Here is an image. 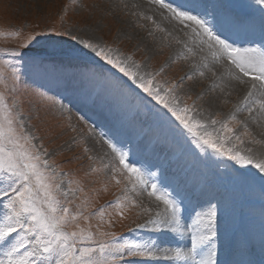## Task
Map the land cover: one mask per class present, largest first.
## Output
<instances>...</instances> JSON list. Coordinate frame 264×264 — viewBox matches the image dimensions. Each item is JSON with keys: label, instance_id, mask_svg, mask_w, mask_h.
<instances>
[{"label": "snow or ice", "instance_id": "snow-or-ice-1", "mask_svg": "<svg viewBox=\"0 0 264 264\" xmlns=\"http://www.w3.org/2000/svg\"><path fill=\"white\" fill-rule=\"evenodd\" d=\"M146 4L119 0L111 7L127 10L135 18L132 26L147 29L148 37L156 39V32L161 33L162 46H172L170 37L180 46L167 62H183L186 71L178 80L160 81L163 67L149 71L132 55L71 28L31 32L10 53L19 63L0 62L11 69L6 75L0 67V264H251L244 259L249 239L230 244L240 259L220 258L221 201L213 196L202 200L205 190L170 173V165L178 159L177 150L187 146L198 160L214 165L219 178L240 187L258 184L264 194V150L253 147L264 149V0H255L258 17L245 10L253 5L244 0ZM55 37L74 43L46 55H29L35 47L63 43ZM25 77L36 85L33 94L41 100L55 102L49 96L54 86L82 105L98 106L116 117L108 131L97 132L95 122L79 112L89 135H99L110 150L105 155L111 161L104 168L117 185L122 183L117 176L127 181L108 207L121 218L129 207L139 208L142 219L133 221L128 232L146 230V237L129 240L102 230L103 207L95 232L90 224L81 226V220L87 224L95 213L84 214L86 194L77 211L69 207L85 189L79 180H65L68 174L58 170L48 149L37 143L40 137L31 121L40 118L39 109L33 113L29 102L26 114V102L18 95L17 85ZM59 102L61 113L71 112L62 96ZM158 146L167 152L161 155ZM66 150H72V142L66 143ZM83 152L90 149L85 146ZM100 171L90 164L85 175ZM129 185L154 197L155 209L129 200ZM163 237L187 239L189 244L163 246ZM260 243L264 249V233Z\"/></svg>", "mask_w": 264, "mask_h": 264}, {"label": "rangeland", "instance_id": "rangeland-1", "mask_svg": "<svg viewBox=\"0 0 264 264\" xmlns=\"http://www.w3.org/2000/svg\"><path fill=\"white\" fill-rule=\"evenodd\" d=\"M128 2L139 3L143 7H147L146 0H128ZM210 2H214V0H210ZM244 2L253 5L251 9L245 10L254 12L258 17L259 9L255 6V0H244ZM117 3L119 0H0V33H2L0 34V62L19 63L10 53L13 49H18L31 32L53 28L57 31H64L71 28L77 34L99 38L105 43L119 48L123 54L132 55L135 60L146 63L149 71L155 72L163 67L164 71L157 77L160 81L178 80L186 71L183 62H167L169 55L180 46L176 45L171 37L169 40H171L172 46H162L161 33L156 32V39H153L147 36V29L134 28L131 21L135 18L131 17L127 10L111 7ZM163 25L169 29L173 26L167 22H163ZM152 27L154 26L148 23V28ZM12 31H18L20 35L12 36L9 34ZM173 35L184 39L178 34L173 33ZM54 39L63 41V43L35 47L29 55H46L53 48H67L69 44L74 43L69 41L68 37H55ZM52 58L57 61L63 59L59 56ZM0 67L6 70V75L11 71L7 64H0ZM69 70L75 71L76 69ZM17 87L20 90L18 95H22L26 102L24 104L25 113H28L29 102L33 105V113L37 108L39 109L40 118H34L31 121V124L34 125L32 131L40 137L37 143H42L51 153L50 162L54 163L58 170L68 174L65 180H79L85 189L83 194L77 193L79 199H74L73 203L69 205L73 212L77 211V206L81 204L84 195H87L88 206L84 214L95 213V215H90L87 224L81 220L79 222L81 226L88 227L90 224L92 231L95 232L96 226L101 224L99 210L103 207L105 215L102 230L115 232L117 236H123L129 240L146 237L148 235L146 230L135 233L128 232L130 227H134L133 221L140 222L142 219L137 215L140 211L139 208L129 207L125 210V218H121L112 207H108V203L115 200L127 181L123 177L117 176V179L122 181L120 185H117L116 181L111 178V174L104 168L105 165L110 164L111 157L105 155L110 150L102 145L99 135H89L87 126L79 120V112H83L90 118V121L95 122L97 132L108 131L115 123L116 117L98 106L82 105L74 95L54 86H50L52 90L49 96L53 97L55 102L52 99L41 100L33 94L38 91L36 85L26 77ZM61 96L65 106L71 107V112L61 113L59 102ZM185 102L190 105L192 100L185 98ZM73 127L76 131L72 130ZM257 138L259 139V137ZM67 142H72L70 152L66 150ZM85 146L90 149L89 153L83 152ZM101 147L102 150H100ZM253 147L257 151L264 150L261 145ZM157 151L164 155L167 149L158 146ZM88 155H92L94 159L88 160ZM177 156L178 159H175L170 165V173L181 175L193 187L203 188L206 195L201 197L202 200L213 196L222 203L219 222L220 238L218 240L221 248L220 258L228 259L230 255H233L235 256L233 260L240 259L230 244L234 239L240 241L249 239L251 243L244 259L250 261L251 264H261L264 261V249L260 243L261 235L264 233V194H262L259 185L240 187L230 184L227 180L215 175L214 165L198 160L191 150L187 149V146L178 149ZM73 157L79 159H72ZM90 164L101 171L85 175ZM65 186L67 187V185ZM72 187L75 188L76 185L73 184ZM105 187L107 191H105ZM128 197L129 200L135 199L138 203H142L145 208L155 209L154 197H149L147 192L141 194L139 189L132 191L131 185H129ZM61 199L63 200V197ZM109 222L112 224L111 227H109ZM162 244L172 247L177 244L187 246L189 241L163 237ZM225 251L227 252L225 253ZM158 264H165V262L161 260Z\"/></svg>", "mask_w": 264, "mask_h": 264}, {"label": "bare ground", "instance_id": "bare-ground-1", "mask_svg": "<svg viewBox=\"0 0 264 264\" xmlns=\"http://www.w3.org/2000/svg\"><path fill=\"white\" fill-rule=\"evenodd\" d=\"M158 19H159V17H157ZM157 19V20H158ZM173 29V26L172 27H170V29L169 30H172ZM173 33H175V34H178V36H181L182 37V35L179 33V32H173ZM182 38H184V37H182ZM100 150H102V147L100 148ZM102 152H104V151H102ZM101 155H103V154H101ZM103 157V156H102ZM102 159V158H101ZM228 251V250H227ZM227 251H225V253L227 252Z\"/></svg>", "mask_w": 264, "mask_h": 264}]
</instances>
